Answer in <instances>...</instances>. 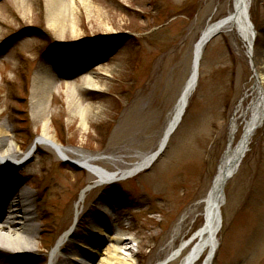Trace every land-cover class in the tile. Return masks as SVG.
<instances>
[{"label": "rangeland", "instance_id": "rangeland-1", "mask_svg": "<svg viewBox=\"0 0 264 264\" xmlns=\"http://www.w3.org/2000/svg\"><path fill=\"white\" fill-rule=\"evenodd\" d=\"M16 1L0 0V131H9L22 159L47 121L67 154L43 143L24 165L4 169L32 194L35 249L27 244L5 252L0 264H49L52 249L73 228L84 188L95 181L87 168L72 162L89 156L118 171L158 148L192 71L195 45L209 22L231 11L232 0H67L74 2L79 37L50 27L47 0H31L28 16ZM250 15L253 56L235 32L209 42L198 88L166 150L138 174L89 189L71 243L88 238V252L94 254V231L108 225L126 238L121 251L129 262L157 264L204 225L205 205L198 201L213 186L234 116L235 143L240 139L243 110L252 96L236 110L255 82L253 65L264 75V0H252ZM44 69L50 72L47 82L40 80ZM87 70L102 90L79 87ZM74 86L80 92L77 105L67 89ZM87 104L93 108L83 119L75 111ZM45 105L50 114L48 109L40 114ZM225 196L212 264H264V123ZM110 244H101L102 253ZM68 245L55 264H75L72 258L87 264ZM189 250L168 264H180Z\"/></svg>", "mask_w": 264, "mask_h": 264}, {"label": "bare ground", "instance_id": "bare-ground-1", "mask_svg": "<svg viewBox=\"0 0 264 264\" xmlns=\"http://www.w3.org/2000/svg\"><path fill=\"white\" fill-rule=\"evenodd\" d=\"M31 0H17V7L23 12L24 16H28L31 13L30 10V2ZM237 3L238 0H235ZM30 3V4H29ZM48 3V15L50 20V27L57 32V34H60L62 36H65L68 32H70L74 37H79V31H78V24L75 20L74 16V2H68L67 0H47ZM248 8V7H247ZM251 8V4H250ZM250 10V9H249ZM245 12L240 15V17H237L236 19H230L228 20L227 16L222 17L219 20L211 21L209 22L204 36L203 40L198 42V44L195 47V55L196 60L194 63V67L192 68V71L188 78V83H186L185 87L183 88L181 95L175 105V108L173 112L171 113V117L168 121L167 127L165 129L164 135L159 143L158 148L155 150L157 151L159 148H167V145L170 141L171 136L176 131V129L179 127L180 123L182 122V119L186 113V110L189 106L191 97L193 96L194 92L198 88L199 84V76L196 75V65H197V59L201 55L203 58L205 49L207 45L209 44V41L205 40V37H209L211 35H219L223 32L232 33L235 32L238 34V36L242 39L244 45L247 48V52L250 55H253V44L254 39L251 32L248 30L245 21L244 16ZM97 20L102 21V18L97 15ZM0 22H2V18L0 17ZM6 24V22L4 23ZM202 58L199 60V63L201 64ZM48 70V69H47ZM44 69L40 73V80H44L47 82L46 79L49 78V70L47 71ZM108 75V73H106ZM83 77V84L79 86L83 89H92V90H102V87L97 79V76L95 73L87 70L85 75H82ZM253 78L257 81V83L264 82V75L259 71L257 67H254V74ZM78 86L74 87H68V91L71 95V103L75 104L78 101V94L80 95V92L78 91ZM81 88V89H82ZM251 91V90H250ZM248 92L247 94H249ZM76 95V96H75ZM243 102L238 104L236 113L241 108ZM77 105V104H75ZM49 107V106H48ZM47 105H45L41 109V113L45 114L46 110L48 109V113L50 114L49 108ZM91 104H87L86 106L79 107L77 106L76 114H80L83 119L86 118V113L92 109ZM250 110V109H249ZM243 113L245 114L247 110L246 108L243 110ZM181 116V118H180ZM247 124V134L252 131L251 136L262 126L258 127L256 130L253 129V125L256 124V121L250 122V120H246ZM177 123V126H176ZM176 126L174 132H172L173 128ZM238 132V125L236 124V117H233V120L231 122V134L229 139V144L226 150L225 156L222 158L221 164L219 165V178H216L215 184L218 186H221V183L224 181L225 174L223 173L225 166L228 163V160L234 157V155L239 151L240 148L246 149L244 154L246 155L249 146H250V140L251 136L244 139L240 142V145L238 146L237 143H235L236 135ZM10 135L9 131L2 129L0 131V197L5 201L3 204H0V257L1 254L8 252V251H18L25 249L27 244L31 246V250L35 249L34 241H32V237L30 235V230L34 229V225H32V219H33V208H32V194L28 192L25 189L21 188L19 180H17V176H9L4 173V169H10V170H16L18 169L17 166H22L25 164L26 158L28 155H31L34 151H30L24 156V158L21 159V152L19 151L20 148L18 146L12 145L9 140L8 136ZM47 143L52 148L56 149L58 152L64 154H67V150L58 142L56 136L52 134L49 130V124L48 122H44L43 124V131L42 134L38 137V141L36 142V146L39 144ZM237 145V146H236ZM166 150V149H165ZM153 151V152H155ZM149 154L150 156H154V153ZM146 155L143 156L141 161L136 163L133 166H129L127 169L124 170H118V171H109L105 168H102L101 166L97 165L94 161V158L89 156H83L78 161L82 165H84L94 176L95 181L97 184H104L108 182H113L118 179H122L121 177H126V175H136L141 171V168L148 164L150 156ZM245 156L242 158V161L244 160ZM241 161V163H242ZM241 166V164H240ZM239 166V168H240ZM238 168V170H239ZM237 170V172H238ZM236 172V173H237ZM230 180V179H229ZM229 180L226 181V184L224 186V190L226 188L227 183ZM88 192L85 191L82 193L80 200L77 204V213L75 220L78 221L79 216L82 211V204L85 199V195ZM6 199H8L6 201ZM10 200V201H9ZM206 204V202H205ZM224 202L221 204L220 209H222ZM208 205V202H207ZM208 209H206L204 213V217L207 221L205 227L202 229H199L196 231L193 236L187 240L186 242H182L179 248L171 252L170 254L172 257V260L182 255V253L187 249L190 248L188 253L183 257L180 264H197L207 252H209L207 259L202 261L200 264H212L213 259L215 257V254L217 252L218 246L216 244V238L218 239L219 231L215 234V230L218 225V219L215 217V215L212 217V208L206 206ZM95 230V229H93ZM34 231V230H33ZM76 232V226L67 232L65 235L61 236L59 239V242L56 246V248L53 249L49 264H55L58 254L61 252L62 247L66 244L68 245V250L71 249L72 253L88 259V261H85L87 264H132L129 262V259L125 256H123L121 247L123 243H125L126 238L124 235L120 232L112 231L111 228L108 225H103V229H96L94 231V235H97L96 239L93 237L91 240L95 241L92 243V249L91 252H94V254H89V248L90 243L87 242L88 238L81 239V244H73L71 243V240ZM177 234V232H176ZM174 238H176V235H174ZM111 242V244L108 246L107 249H105V252L102 253V248L100 247L101 244L105 242ZM71 243V244H70ZM219 243V241H218ZM217 246V247H216ZM85 256V257H84ZM98 256H103L101 258V261L97 263L95 258ZM74 259L75 264H81L77 261V258ZM171 260V261H172ZM163 260L159 261L157 264H161Z\"/></svg>", "mask_w": 264, "mask_h": 264}, {"label": "water", "instance_id": "water-1", "mask_svg": "<svg viewBox=\"0 0 264 264\" xmlns=\"http://www.w3.org/2000/svg\"><path fill=\"white\" fill-rule=\"evenodd\" d=\"M250 1L251 0H238L237 3L235 2L234 12L229 17H227V19L228 20L236 19L237 17H240V15L242 13L245 12L246 13L244 16L245 24H246L248 30L253 35L254 34V26L250 20V15H249ZM196 68L198 69V65ZM255 89L258 90L259 94L256 96L255 101L252 102L251 106L248 107V110L251 109L253 111V113L251 114L250 122L256 121V124L253 125L252 130H254L256 127L260 126L264 120V90L261 86V83L258 85L255 84L253 87V90H255ZM247 132H248V130H247V127L245 126L241 140H243L245 136H246V138L251 136L252 131L249 132L248 134H247ZM163 150H164V148H161L154 153V156H150L148 164L143 166V168L149 166L159 156V154H161L163 152ZM245 150L246 149L240 148L239 151H237V153L234 155V157H232L231 159L228 160V163L225 166V169L223 171V173L225 174L224 181L221 183V186H218L215 184L216 178L217 177L219 178V173H218V175L216 176V178L214 180V184H213L211 190L209 191V193L207 195V198L204 200V202H206V206L212 208V217L215 215V217L218 219V225L216 226L215 229H213V231L215 230V234L218 231V229H220L221 224H222V214H221L220 206L225 200L224 186L226 184V181L231 176H233V174L238 169V166H239L242 158L245 155L244 154ZM81 167H83V165H81ZM96 185H97V183H94L93 185H89L88 187H86L84 189V191H86L87 189L94 187ZM207 202H208V205H207ZM206 206H205V211H206V209H208ZM206 223H207V221L205 219V223H204L202 229L205 227ZM217 243L218 242H217V238H216V244ZM169 260H171V258L167 259L163 264H167V262Z\"/></svg>", "mask_w": 264, "mask_h": 264}]
</instances>
